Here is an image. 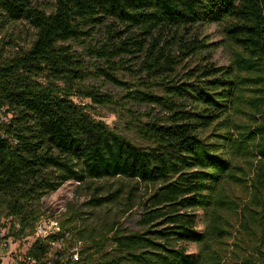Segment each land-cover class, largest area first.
<instances>
[{
  "label": "trees",
  "instance_id": "trees-1",
  "mask_svg": "<svg viewBox=\"0 0 264 264\" xmlns=\"http://www.w3.org/2000/svg\"><path fill=\"white\" fill-rule=\"evenodd\" d=\"M17 22L34 38L0 54V251L13 237L40 264H264V0H0V36ZM210 25L227 66L201 39ZM72 43L119 93L84 84ZM93 107L120 111L133 137ZM71 181L104 217L70 205L59 233L35 238L53 217L43 198Z\"/></svg>",
  "mask_w": 264,
  "mask_h": 264
},
{
  "label": "rangeland",
  "instance_id": "rangeland-1",
  "mask_svg": "<svg viewBox=\"0 0 264 264\" xmlns=\"http://www.w3.org/2000/svg\"><path fill=\"white\" fill-rule=\"evenodd\" d=\"M32 2L34 5L47 9L48 11L54 6V0H32ZM33 38L34 31L29 25L22 22L8 24L7 28L0 36V54L2 60L4 61L14 57L21 52V49L29 48ZM204 38H206L210 44H218L217 48L212 49L213 62L218 66L229 65L231 61V50L226 45L222 29L217 25L206 26L201 30V39ZM96 43V41H93V44ZM72 46L81 56L82 60L91 65L89 70L93 72V75H91L84 84L97 87L100 91L105 93H119V89L116 86L107 82L103 76H99L95 73L96 70L93 68V64L96 63V59L90 57L89 53L86 51V45L72 43ZM193 63L194 62H191V64ZM119 76L124 80L127 79L124 73H120ZM75 100L76 102L81 101L78 98H75ZM85 102L89 103V101ZM88 111L96 119L105 121L112 129H115L130 138L133 137L125 128L126 120L120 111L108 107H93ZM134 140L139 142L137 139ZM80 194L81 191L78 190L77 183L73 181L67 182L58 191L43 198V212L54 218L62 219L65 214H67V208L70 205H73L84 220H91L92 218L94 220L97 218L99 219V217H104V211L94 212L88 205H86V201L88 200L86 193L83 196ZM138 220L139 216L138 214H135L133 217L124 218L122 222L125 227L136 230ZM2 226H6V228H3ZM199 228L200 230L204 229L203 226H200ZM0 234L2 238L9 235V220L0 218ZM2 242L3 252H1V256L3 264H12L15 261L14 259H22L25 257L26 252L32 244V239L27 238L15 241L13 237H10L9 240H3ZM184 247L191 254H196L199 251L198 246L192 243H186L184 244Z\"/></svg>",
  "mask_w": 264,
  "mask_h": 264
},
{
  "label": "built area",
  "instance_id": "built-area-1",
  "mask_svg": "<svg viewBox=\"0 0 264 264\" xmlns=\"http://www.w3.org/2000/svg\"><path fill=\"white\" fill-rule=\"evenodd\" d=\"M61 231V226H60V222L58 221L57 218L54 217H48L43 219L42 221H40L36 227V231H35V238H47L50 235L53 234H57ZM0 239H2V236L0 234ZM3 241V240H1ZM32 246V244L30 245V247ZM53 248H59L58 245H55ZM1 252L2 251V247H1V251H0V256H1ZM26 256V254H25ZM50 258L53 257V254L49 255ZM72 259L74 262H78L79 261V253H78V248H75L72 251ZM1 260H2V264H3V259L1 256ZM15 261L12 264H40L38 262V260L33 259V258H22V259H14ZM51 264V263H50Z\"/></svg>",
  "mask_w": 264,
  "mask_h": 264
}]
</instances>
